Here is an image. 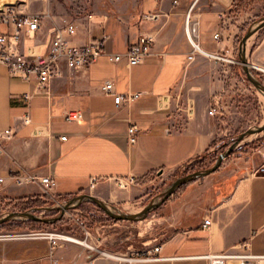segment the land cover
<instances>
[{
	"label": "crops",
	"instance_id": "0c3cea01",
	"mask_svg": "<svg viewBox=\"0 0 264 264\" xmlns=\"http://www.w3.org/2000/svg\"><path fill=\"white\" fill-rule=\"evenodd\" d=\"M193 1L100 0L87 13L68 9L63 16L43 18L39 43L65 19L77 27L67 39L72 46L104 39L105 53L123 54L141 35L151 34L156 56L129 67L125 61L111 63L101 55L86 69L65 71L51 83L50 97L37 96L29 104L13 96L29 87L10 79L0 65V133L13 132L10 139L0 138V178L8 180L23 172L49 175L59 198L90 194L109 205L124 206L142 197L157 179L172 178L212 152L218 144L215 116L232 93L228 84L233 80L228 83L225 78L239 71L237 67L220 71L221 63L199 54L188 60L191 47L183 22ZM203 3L207 6L199 12L202 49L230 54L237 34L234 0ZM151 13L158 15L157 20L144 19ZM25 43L31 40L25 38ZM106 81L113 82L118 94L139 96L117 106L114 96L100 91ZM212 108L216 112L209 114ZM73 110L83 113V121L64 120L65 113ZM26 112L30 124L22 121ZM130 126L137 128L134 144L128 141ZM242 160L239 157L237 162ZM240 164L242 174L233 172L222 184L229 191L222 189L202 199L181 197L174 203L198 206L196 211L173 210L166 225L170 234L154 245H161L160 254L134 264H209L208 254L246 251L264 255V176L255 173L261 164L255 167L249 160ZM119 181L125 186L120 187ZM39 192L35 183L0 184V199ZM204 218L211 220L207 229L202 228ZM243 242L248 249L241 246ZM104 249V253L112 251ZM48 253L45 240H0V264H50ZM107 256L74 243L63 244L55 252L58 264H120Z\"/></svg>",
	"mask_w": 264,
	"mask_h": 264
},
{
	"label": "rangeland",
	"instance_id": "374dc122",
	"mask_svg": "<svg viewBox=\"0 0 264 264\" xmlns=\"http://www.w3.org/2000/svg\"><path fill=\"white\" fill-rule=\"evenodd\" d=\"M2 1L3 3L12 4L24 12H39L43 15V18L53 15L63 16L68 9L76 11L77 14L87 13L92 6L100 3V0H0V3ZM204 6L207 5L203 3V0H198L194 7V12H200ZM236 6L238 8L234 10V15L238 17L236 24L237 34L233 41L231 53L227 55L224 52L215 54L223 58V60L208 58L210 61L221 63L220 71H224V67H237V71H239V74L234 76L226 75L225 78L228 83L229 80H233L231 84H228V86L232 87V93L224 100V108L220 106L221 111H219L218 116H215L217 118L216 128L218 131L216 143L218 144L212 152L195 160L174 177L157 179L154 184L149 186L142 197H137L124 206L111 205L122 213L137 214L151 201L156 199L159 201L160 194L177 178L212 167L217 157L225 152L237 140L239 135L248 129L264 124V94L247 80L239 60L240 42L247 30L254 26L257 30L247 41L246 59L248 64L254 68L251 69L254 78L264 85V72L259 69H264V26L258 23L264 17V0H237ZM262 152H264V132L246 136L232 154L223 160L217 171L181 186L167 200V202L172 200L173 203H163L143 220L136 222L112 221L92 203H81L66 211L61 220L55 224L43 226L42 231L62 233L78 240H85V231H87L89 236L86 242L89 246H97L99 249L103 247L102 250H105L104 247H108L112 250L105 252L108 254L115 252L114 250L121 252L143 250L145 247L162 243L167 238L170 232L166 230V225L173 210L186 211L189 208H192L193 211L197 210L198 205L196 202L185 206L180 205V203L174 204L179 202L181 197L202 199L207 196H214L222 189H224V192L229 191V186L222 187L225 179L233 172L242 174L244 169L240 163L244 161L249 160L251 165L253 163L255 167L259 166L262 162ZM238 153H241V156L236 155ZM239 157H242L243 160L238 163L237 159ZM248 168L251 169V166ZM35 195L41 196L48 201L46 208L53 207L56 209L63 207L72 198H59L57 195L51 198L44 196L41 192ZM113 211L116 212L115 210ZM12 212L20 211L15 204L0 200V217ZM34 214L49 219L59 216V211L42 209ZM13 221L21 223L19 224L20 226L13 227L7 224L0 228V236L26 235L25 239L15 238L11 240H41L29 236L37 232L34 231L35 227L23 223V219ZM70 243L77 244L75 242H66L64 244ZM77 245L81 244L78 243ZM82 247L85 246L82 245Z\"/></svg>",
	"mask_w": 264,
	"mask_h": 264
},
{
	"label": "built area",
	"instance_id": "2783aa9c",
	"mask_svg": "<svg viewBox=\"0 0 264 264\" xmlns=\"http://www.w3.org/2000/svg\"><path fill=\"white\" fill-rule=\"evenodd\" d=\"M198 0H195L184 16L183 30L185 37L191 47L188 60H192L195 54L202 55L195 47L196 44L202 49L199 38V11L194 12V7ZM41 13L24 12L16 8L12 4H0V65L7 69L10 79L22 83L29 88L20 93L14 94V97L21 98L26 104L37 96L50 97L51 83L61 78L65 71L77 72L88 68L101 55H106L111 63H119L125 61L127 66H134L143 63L146 59L156 56L153 50L154 37L151 34H144L138 38L137 43L132 45L125 53H105L104 39H91L83 46H72L68 42V38L76 34L77 27L74 23L62 20L61 24L55 25L47 33V38L44 43H39L37 36L42 31ZM158 15L151 13L144 16L148 21L157 20ZM25 38L31 40L27 45ZM215 39H219L215 35ZM100 91L103 94L114 96V103L118 106L121 103H130L139 94H118L115 92L112 81H106L100 86ZM214 108L209 111V114L215 113ZM64 120L68 123H77L83 121V113L79 110L68 111L64 115ZM24 124H30L29 112L22 116ZM13 132L7 129L0 133V138L10 139ZM137 128L130 126L128 129V141L130 144L136 142ZM65 140L66 137H60ZM262 163L255 170L258 175L264 176V152L261 153ZM5 182L12 183L17 187L26 184L35 183L38 185L40 192L47 197H55L53 192L54 180L51 176H37L28 172L12 175L5 180L0 178V184ZM94 186V182L90 183V187ZM119 186L124 187L125 183L119 181ZM211 220L204 218L202 228L207 229L210 226ZM86 238L89 232L85 231ZM34 239H41L48 242L49 253L48 260L50 264H58L55 257V252L62 247L64 243L69 241L68 235L55 232L38 231L29 235ZM5 238L2 240H11L15 238L25 239L26 235H8L0 236ZM242 247L248 249L247 242L241 244ZM90 251L96 252L98 255L107 256L104 251L97 246L88 247ZM162 247L156 245L143 252H110L107 257L119 262L120 264H134L141 260H153L160 254ZM209 264H264V255L254 254L246 251L244 253H220L208 254L205 256Z\"/></svg>",
	"mask_w": 264,
	"mask_h": 264
},
{
	"label": "water",
	"instance_id": "95a60500",
	"mask_svg": "<svg viewBox=\"0 0 264 264\" xmlns=\"http://www.w3.org/2000/svg\"><path fill=\"white\" fill-rule=\"evenodd\" d=\"M258 23H261V26H264V17L262 19H260L258 21ZM256 27L251 26L247 32L245 33V35L243 36L240 45H239V50H240V54H239V60H240V65L241 68L247 78V80L260 92H262L264 94V85L257 80L256 78H254V76L251 73V69H254L252 66H250L248 64V61L246 59V46H247V41L248 39L255 33L256 31ZM264 132V124L260 125L258 127H255L253 129H248L247 131H245L244 133H242L241 135L238 136L237 140L228 147V149L221 153L214 165L208 169L205 170H201V171H196L193 173H190L186 176L177 178L174 182L171 183V185L165 190L163 191V193L160 194V199L158 201V199L151 201L148 205H146L142 211H140L137 214H125L122 213L120 210H118L116 207H113L105 202H103L102 200L96 198L95 196H92L90 194H81L78 195L76 197L71 198L69 201L66 202V204L61 207V208H45L46 210H57L59 211V216L55 217V218H41L39 216H36L34 214V212L32 211H27V212H12V213H8L2 217H0V225L8 222V221H13L16 219H23V220H35V221H43L45 223H54L57 222L59 220H61L62 216L64 215V213L68 210H70L71 208L81 204V203H92L93 205L97 206L98 208H100L108 217L116 220V221H129V222H136V221H140L143 220L147 217V215L149 213H151L152 211L156 210L159 206H161L163 203H165L172 195L173 193L178 190L181 186L195 181L197 179L206 177L212 173H214L215 171H217L223 160L226 159L228 156H230L232 154V152L234 151V149L238 146V144L246 137L249 135H253V134H258ZM113 210H115L116 212H114Z\"/></svg>",
	"mask_w": 264,
	"mask_h": 264
},
{
	"label": "trees",
	"instance_id": "16d2710c",
	"mask_svg": "<svg viewBox=\"0 0 264 264\" xmlns=\"http://www.w3.org/2000/svg\"><path fill=\"white\" fill-rule=\"evenodd\" d=\"M236 2H237V0H234L233 8H232L233 12H234V10H236L238 8L236 6ZM0 200L1 201L3 200V201L11 202V203L15 204L19 208L20 212L32 211V212L36 213V212H38V211H40L42 209H45L46 205L48 204V201L45 198H43L41 196H36V195L21 197V198H17V199H10V200H5V199H0ZM98 209L102 213H104L100 208H98ZM41 218L45 219L47 217H41ZM51 218H55V217H51ZM110 219L112 221H116V220H114L112 218H110ZM22 222L26 223L28 225H31L32 227H35L34 231H37V232L38 231H42V227L43 226H48L50 224L53 225V224L56 223V222H54V223H45L43 221H35V220H29V219L24 220ZM7 224L10 225V226H13V227H19L20 226L19 224H21V223H15L14 221H8V222L0 225V228L5 226V225H7Z\"/></svg>",
	"mask_w": 264,
	"mask_h": 264
},
{
	"label": "bare ground",
	"instance_id": "6f19581e",
	"mask_svg": "<svg viewBox=\"0 0 264 264\" xmlns=\"http://www.w3.org/2000/svg\"><path fill=\"white\" fill-rule=\"evenodd\" d=\"M195 47H196V49H197V50H198L203 56L210 57V58H214V59L223 60V58L218 57V56H216L215 54L208 53V52L204 51L203 49H201V48L199 47L198 44H196ZM259 69L262 70V71L264 72V69H262V68H259ZM69 241H71V242H75V243H77V244L79 243V244H81V245H84V246H88V247H90L89 244H88L85 240H78V239H76V238L69 237ZM109 255H110V254H108V256H109Z\"/></svg>",
	"mask_w": 264,
	"mask_h": 264
}]
</instances>
